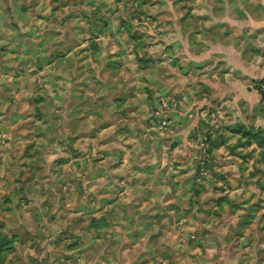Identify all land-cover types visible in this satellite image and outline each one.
<instances>
[{
  "label": "crops",
  "instance_id": "1",
  "mask_svg": "<svg viewBox=\"0 0 264 264\" xmlns=\"http://www.w3.org/2000/svg\"><path fill=\"white\" fill-rule=\"evenodd\" d=\"M88 1L0 0V16L16 26L0 27V191L9 187L1 178L14 173L18 179L10 190L20 193V211L28 207L23 211L26 219L38 225L59 222H52L50 214L55 212L68 220L79 213L88 222L89 209L97 207L98 228L109 232L104 240H114L112 247L103 249V254L116 257L112 264L121 256L133 263L135 257L153 252L182 261L185 249L153 248L152 240L168 236V218L145 213L122 221L117 214L125 203L115 192L132 178L159 174L162 169L155 164L168 159L167 145L178 144L194 125L180 121L190 84L195 96L192 109L221 105L235 116L263 121L264 98L257 87L264 83V0H253L255 6L232 0L225 11L202 4L209 12L204 27H176L174 52L167 39L160 41V110L169 119V128L156 136L158 142L152 129L159 128L160 121L157 118L155 125L153 96L145 90L154 80L153 59H144L149 65L142 71L137 59L142 48L130 41L95 36V27H60V31L50 27L64 19L71 24L74 12L88 15ZM94 1L95 8L105 9L107 0ZM201 1L218 4V0ZM150 4L145 9L148 14ZM76 29L88 33L85 39L75 38ZM147 49L153 50H143ZM106 180H111V187ZM54 192H59V204ZM140 202L144 209L152 207L151 201ZM137 203L134 199L127 204L136 207ZM108 208H113L111 216L106 215ZM122 222L134 228L122 231ZM151 224H158L159 232H151ZM249 227L252 230L247 232L255 235L257 226ZM209 236L193 264L209 257L219 264H241L238 258L243 251H254L248 233L240 236L238 249L210 245Z\"/></svg>",
  "mask_w": 264,
  "mask_h": 264
},
{
  "label": "rangeland",
  "instance_id": "2",
  "mask_svg": "<svg viewBox=\"0 0 264 264\" xmlns=\"http://www.w3.org/2000/svg\"><path fill=\"white\" fill-rule=\"evenodd\" d=\"M231 1L218 0V4H215L201 0H107L103 10L95 8L96 1L90 0L91 12L88 15L86 12L85 15L80 11L74 12L70 17L71 24L66 25L64 19L51 23L50 27H59V31L60 27H95V36L104 34L116 41H130L142 48L137 51L138 66L142 71L146 64L149 65L144 59H153L154 80L147 83L145 90L150 97L153 96L152 118L155 125L160 121V127L152 129L158 142L156 136H162L160 134L166 133L169 128V119L160 110L162 96L159 78L163 68L160 41L167 39L168 49L174 52L171 43L178 33L176 27H204L211 5L225 11ZM239 1L246 6H255L253 0ZM149 3L151 14L145 11ZM202 4L208 9L205 10ZM213 12H217L215 7ZM5 18L0 16V27H16L10 19ZM75 32V38L79 41L85 39L84 34H88L86 31L80 33L79 29ZM148 47L153 50L150 52L147 49L145 52L143 49ZM122 84L127 88L126 82ZM190 85L186 90L180 121L183 119L194 125L188 127L185 137L179 138L178 144L167 145L168 159L155 164L162 171L159 170L156 176L132 178L128 185L121 184L120 192H115L125 203L117 214L121 220L128 215L142 216L145 213L158 219L167 217L165 232H168V236L163 240H152L153 248H181L185 249L186 255L180 261V257L169 254L163 258L153 252L135 257L133 263L127 256H121L120 260L124 258L125 261L122 263L119 260L117 264H193L197 250L203 246V239H208L209 235L213 240L208 241L210 245L238 249L241 247L240 236L245 233L250 236L249 248L254 251L247 254L243 251L245 254L238 258L242 260L241 264H264V111L263 121L255 122L235 116L221 105L210 109L200 105L192 109L195 96L193 84ZM262 85L264 83L258 85L257 89L264 96ZM125 99L127 94L121 98L122 101ZM108 109H112V106L109 105ZM163 122H167L166 126L162 125ZM175 148L179 150L175 152ZM155 166L152 168L155 169ZM13 174L1 178L9 187L6 189L8 191H0V264H112L114 260L117 261L109 252L103 254V249L112 247L114 240H104L103 236L109 232L98 228L97 207L89 209L88 222L79 213L68 220L64 214L55 212L50 217L52 222L57 219L59 222L50 226L38 225V221L26 219L24 212L28 211V207H21L20 211V193L10 190L15 179H18ZM146 179L148 182L145 185ZM105 183L111 187V180ZM54 194L59 204V192ZM96 198L97 194L94 193L91 199L95 202ZM134 199L138 202L136 207L128 206L127 203ZM144 200L151 201L152 207L142 208L140 201ZM112 209L108 208L107 216L113 214ZM252 224L258 228L255 235L247 232L252 230L249 227ZM120 226L122 231L123 227H133L125 222ZM158 226L151 224L149 230L159 232ZM219 262L209 257L203 258L200 263Z\"/></svg>",
  "mask_w": 264,
  "mask_h": 264
},
{
  "label": "built area",
  "instance_id": "3",
  "mask_svg": "<svg viewBox=\"0 0 264 264\" xmlns=\"http://www.w3.org/2000/svg\"><path fill=\"white\" fill-rule=\"evenodd\" d=\"M262 93L264 94V85L261 86ZM163 126H166V122L162 123Z\"/></svg>",
  "mask_w": 264,
  "mask_h": 264
},
{
  "label": "trees",
  "instance_id": "4",
  "mask_svg": "<svg viewBox=\"0 0 264 264\" xmlns=\"http://www.w3.org/2000/svg\"><path fill=\"white\" fill-rule=\"evenodd\" d=\"M263 98H264V96H263Z\"/></svg>",
  "mask_w": 264,
  "mask_h": 264
}]
</instances>
